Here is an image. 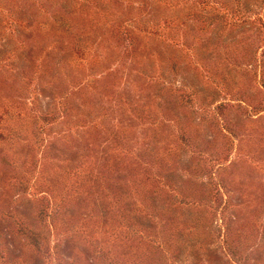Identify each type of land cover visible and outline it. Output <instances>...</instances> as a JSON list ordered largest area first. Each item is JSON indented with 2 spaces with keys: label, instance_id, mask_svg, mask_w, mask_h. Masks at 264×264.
I'll use <instances>...</instances> for the list:
<instances>
[{
  "label": "rangeland",
  "instance_id": "rangeland-1",
  "mask_svg": "<svg viewBox=\"0 0 264 264\" xmlns=\"http://www.w3.org/2000/svg\"><path fill=\"white\" fill-rule=\"evenodd\" d=\"M0 264H264V0H0Z\"/></svg>",
  "mask_w": 264,
  "mask_h": 264
}]
</instances>
